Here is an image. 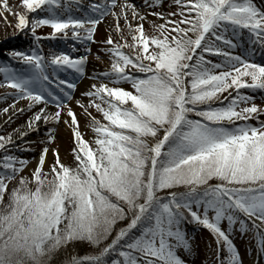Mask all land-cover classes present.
I'll use <instances>...</instances> for the list:
<instances>
[{"label":"snow or ice","instance_id":"obj_1","mask_svg":"<svg viewBox=\"0 0 264 264\" xmlns=\"http://www.w3.org/2000/svg\"><path fill=\"white\" fill-rule=\"evenodd\" d=\"M19 5L28 43L0 50V125L24 117L0 133V264H198L197 229L201 264H244L237 235L264 264V0Z\"/></svg>","mask_w":264,"mask_h":264},{"label":"rangeland","instance_id":"obj_2","mask_svg":"<svg viewBox=\"0 0 264 264\" xmlns=\"http://www.w3.org/2000/svg\"><path fill=\"white\" fill-rule=\"evenodd\" d=\"M6 5V7H5ZM11 11L12 13H15L16 11H23V7L19 5V0H3L2 3H0V50H3L5 47H15V48H20L22 45H25V38L19 34H16V30L14 28L15 24V16L11 15L8 13V15L5 13L6 11ZM152 19V17H149ZM147 28V25H145ZM50 29L48 27H44L42 29H39L38 32H48ZM96 39L99 40L101 39V29L98 26L97 32L95 33ZM12 39V40H11ZM28 42V41H27ZM26 42V44H27ZM92 51L96 52L97 55L103 56L104 54L101 52H98L97 50V45L93 44L91 45ZM45 51H47L45 49ZM260 58V57H258ZM107 59H104L102 62L101 61H94L93 58L90 56L89 57V63H88V70L92 71L96 68L103 69L104 65L107 63ZM85 79L86 78H81L80 83L78 84L77 92L82 90L85 87ZM11 91V89L7 88L6 86L0 84V94H3L5 92ZM7 103H10L11 100L10 98L6 101ZM23 103V101H19L18 104ZM5 104V101H0V107H3ZM75 108V106H74ZM77 113H79V109H75ZM95 114V113H94ZM2 119V117H0ZM24 117L19 116L16 120H14L11 124L8 125H0V133L2 132H8L11 131L12 128L16 127L17 124H19L21 121H23ZM81 130L85 133V135H89V130L84 127V121L83 118L81 117ZM57 140L56 143L60 145V158L62 161L68 162L70 161L71 157L68 155V148H69V133L64 130L63 126L61 125L60 127L57 128ZM38 136H30L29 139L35 140L38 139ZM37 149H39L40 145L37 144L35 146ZM36 153H31L30 155H35ZM49 159L51 157L49 156ZM34 163V161H33ZM32 165H29L31 167ZM27 171V169L25 170ZM195 238L197 241L201 242V250L200 254L197 257L198 264H201V262L204 260V257L206 255L204 251V242L206 241H211L212 237L210 234L204 230V229H197L194 233ZM234 242L237 244L238 248L241 251L242 256L244 257V264H252V261L255 259V252L253 250V253L251 254H246L244 251L245 248V242L243 239L237 235L234 237ZM214 247V245H213ZM214 264V262H212Z\"/></svg>","mask_w":264,"mask_h":264},{"label":"bare ground","instance_id":"obj_3","mask_svg":"<svg viewBox=\"0 0 264 264\" xmlns=\"http://www.w3.org/2000/svg\"><path fill=\"white\" fill-rule=\"evenodd\" d=\"M5 13L8 15L9 11H6Z\"/></svg>","mask_w":264,"mask_h":264}]
</instances>
